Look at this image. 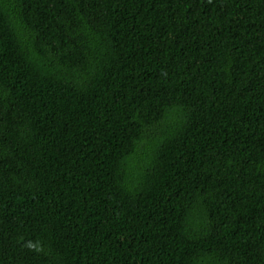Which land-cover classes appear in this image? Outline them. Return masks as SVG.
Listing matches in <instances>:
<instances>
[{
  "label": "trees",
  "instance_id": "trees-1",
  "mask_svg": "<svg viewBox=\"0 0 264 264\" xmlns=\"http://www.w3.org/2000/svg\"><path fill=\"white\" fill-rule=\"evenodd\" d=\"M0 264H264V0H0Z\"/></svg>",
  "mask_w": 264,
  "mask_h": 264
}]
</instances>
